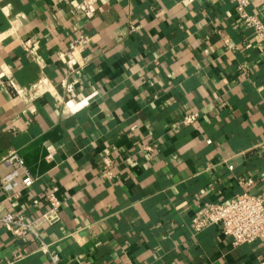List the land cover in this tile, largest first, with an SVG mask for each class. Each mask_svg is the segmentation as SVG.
Segmentation results:
<instances>
[{"label": "crops", "instance_id": "1", "mask_svg": "<svg viewBox=\"0 0 264 264\" xmlns=\"http://www.w3.org/2000/svg\"><path fill=\"white\" fill-rule=\"evenodd\" d=\"M94 1L89 18L82 0H0V179L11 150L34 178L16 177V198L0 189V215L34 218L56 186L41 236L58 264H264V239L192 226L264 193V40L230 0ZM246 10L264 24V0ZM37 247L0 222V264H52Z\"/></svg>", "mask_w": 264, "mask_h": 264}, {"label": "built area", "instance_id": "2", "mask_svg": "<svg viewBox=\"0 0 264 264\" xmlns=\"http://www.w3.org/2000/svg\"><path fill=\"white\" fill-rule=\"evenodd\" d=\"M230 1L235 4L236 11L243 25L251 28L256 38L264 40L263 22L257 14H250L246 10L247 6L254 0ZM82 5L84 14L89 18L92 17L96 10L95 1L82 0ZM24 45L28 49L30 41H26ZM73 63L71 62L72 65ZM239 69L244 70V67L240 66ZM61 85L68 93L74 90L73 84L62 82ZM197 117V112L186 111L183 113L179 124L183 126L193 124ZM206 143H211V140L207 139ZM139 150L146 151L149 154L153 151V148L150 145H146L141 146ZM3 161L7 165L15 166V170L0 179V189H6L10 198H16L18 196L16 177L20 176L21 185L25 188L32 185L34 178L25 168L24 159L17 151L11 150L8 152ZM102 164L106 168L104 175L110 177L112 174L108 167L111 164V159L108 156H104ZM242 183L251 184L252 179L248 178ZM45 200L47 210L34 218L27 219L22 215L3 213L0 215V222L13 237H23L27 234L33 236L38 242L36 251L47 254L52 264H58L59 255L50 248L48 243L43 241L41 236L43 227L55 224L60 218L59 209L61 202L57 196L56 186L48 187ZM215 225L219 226L225 237L230 238L232 246L264 239V193L242 192L230 201L208 204L192 219L193 230L196 233ZM24 256V254L18 253L14 256V259L17 260Z\"/></svg>", "mask_w": 264, "mask_h": 264}]
</instances>
